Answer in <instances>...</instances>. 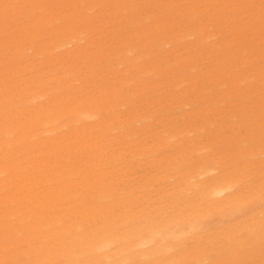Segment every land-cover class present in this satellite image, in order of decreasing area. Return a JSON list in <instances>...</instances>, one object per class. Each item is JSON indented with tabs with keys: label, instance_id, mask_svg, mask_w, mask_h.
<instances>
[{
	"label": "bare ground",
	"instance_id": "bare-ground-1",
	"mask_svg": "<svg viewBox=\"0 0 264 264\" xmlns=\"http://www.w3.org/2000/svg\"><path fill=\"white\" fill-rule=\"evenodd\" d=\"M0 264H264V0H0Z\"/></svg>",
	"mask_w": 264,
	"mask_h": 264
}]
</instances>
